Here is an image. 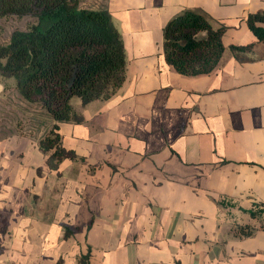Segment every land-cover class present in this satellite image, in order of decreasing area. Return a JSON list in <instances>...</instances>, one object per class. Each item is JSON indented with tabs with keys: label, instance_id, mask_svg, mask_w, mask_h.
<instances>
[{
	"label": "crops",
	"instance_id": "crops-1",
	"mask_svg": "<svg viewBox=\"0 0 264 264\" xmlns=\"http://www.w3.org/2000/svg\"><path fill=\"white\" fill-rule=\"evenodd\" d=\"M85 6L111 14L124 81L56 123L75 159L46 164L52 121L0 140V264H264V41L245 21L264 0ZM184 9L224 26L210 73L165 61L163 27Z\"/></svg>",
	"mask_w": 264,
	"mask_h": 264
},
{
	"label": "trees",
	"instance_id": "trees-1",
	"mask_svg": "<svg viewBox=\"0 0 264 264\" xmlns=\"http://www.w3.org/2000/svg\"><path fill=\"white\" fill-rule=\"evenodd\" d=\"M30 15L23 30L14 29L7 43H0V78L13 79L20 97L40 105L52 123L38 139L46 164L56 168L64 159H75L62 145L57 122H79L82 115L72 104L82 105L112 96L125 75L124 46L106 9L81 5V0H0V16ZM249 29L264 41V12L249 13ZM224 26L213 27L195 9H184L163 27L165 61L182 74L196 76L216 68L224 50ZM230 51L251 49V44L229 45ZM4 222L0 232H5ZM66 234V233H65ZM87 255L79 258L87 264Z\"/></svg>",
	"mask_w": 264,
	"mask_h": 264
},
{
	"label": "rangeland",
	"instance_id": "rangeland-1",
	"mask_svg": "<svg viewBox=\"0 0 264 264\" xmlns=\"http://www.w3.org/2000/svg\"><path fill=\"white\" fill-rule=\"evenodd\" d=\"M91 1L93 0H81V5L86 7ZM33 20L30 15L0 16V43H7L14 29L23 30ZM50 121L40 105L26 102L20 97L13 79L0 78V140L12 134L39 131L49 125Z\"/></svg>",
	"mask_w": 264,
	"mask_h": 264
}]
</instances>
